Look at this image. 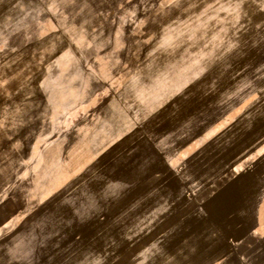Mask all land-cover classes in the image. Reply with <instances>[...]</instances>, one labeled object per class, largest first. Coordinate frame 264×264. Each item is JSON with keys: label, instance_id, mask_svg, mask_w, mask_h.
I'll return each instance as SVG.
<instances>
[{"label": "rangeland", "instance_id": "rangeland-1", "mask_svg": "<svg viewBox=\"0 0 264 264\" xmlns=\"http://www.w3.org/2000/svg\"><path fill=\"white\" fill-rule=\"evenodd\" d=\"M0 264H264V0H0Z\"/></svg>", "mask_w": 264, "mask_h": 264}, {"label": "crops", "instance_id": "crops-1", "mask_svg": "<svg viewBox=\"0 0 264 264\" xmlns=\"http://www.w3.org/2000/svg\"><path fill=\"white\" fill-rule=\"evenodd\" d=\"M237 187H238V179L236 177L221 178L219 180H215L206 189L194 193L193 196L196 197L197 201H202V202H206L208 200H215L218 197H224V196L226 198H229L237 193ZM204 192H206L207 194L202 195ZM224 221L228 222V224H232L233 222L229 214L226 215ZM254 232L255 230L251 229L249 231V234H253ZM230 241L233 240H231V238L225 239V242L227 244H229ZM231 243H232L231 245H233L234 242Z\"/></svg>", "mask_w": 264, "mask_h": 264}]
</instances>
